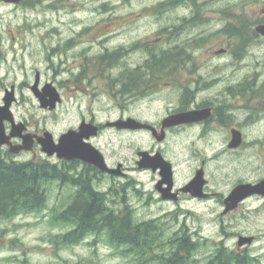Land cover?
I'll use <instances>...</instances> for the list:
<instances>
[{"label":"rangeland","instance_id":"1","mask_svg":"<svg viewBox=\"0 0 264 264\" xmlns=\"http://www.w3.org/2000/svg\"><path fill=\"white\" fill-rule=\"evenodd\" d=\"M170 1L27 0L10 5L0 0V97L4 87L15 85L13 112L18 119L36 117L32 128L47 129L58 138L77 128L82 118L104 123L123 116L159 125L180 110L185 91L191 95L189 103L216 106L223 87L225 91L233 84L264 86L263 41L255 39L244 48L240 39L217 33L226 20L232 27L244 23L250 27V21L264 19V0H177L172 7H158ZM213 7L224 13L215 14ZM174 48L184 53L179 64L171 65L181 71L176 76L157 75L154 89L140 94L143 85L135 86L139 79L133 74L127 79L125 73L148 69L152 53L170 54ZM220 49H227V54L215 56ZM36 71L55 82L60 93L62 103L55 113L40 111L28 88ZM133 89L141 91L132 94ZM218 99L222 106L232 101L224 92ZM236 110L241 112L236 118L243 119L245 111ZM202 129L194 125L175 131L162 145L148 133L103 132L95 145L109 166L122 164L128 176L101 177L94 186L106 195L110 211L126 207L136 223L154 222L158 258L168 255L174 239L182 235L197 244L187 264H208L220 245L237 250L235 234H241L254 237L248 247L251 264H264V204L254 201L234 215H222L235 170L231 158L219 152V129L213 125ZM248 132L251 139L261 138L264 126L253 124ZM158 147L172 162L178 186L187 184L204 160L211 199L187 200L179 206L158 203L152 175L134 171L136 151ZM46 189L42 210L0 220V264H162L155 257L145 260L112 247L105 234L90 235L74 246L62 243L61 236L70 227L53 219L71 204L76 190L58 182H50Z\"/></svg>","mask_w":264,"mask_h":264},{"label":"flooded vegetation","instance_id":"2","mask_svg":"<svg viewBox=\"0 0 264 264\" xmlns=\"http://www.w3.org/2000/svg\"><path fill=\"white\" fill-rule=\"evenodd\" d=\"M216 8V9H215ZM228 11L230 12L232 8L227 7ZM213 11H215L216 13H224L223 11L220 12V7H213L212 8ZM262 14H264V9L262 11ZM243 16V15H240ZM230 18V17H228ZM231 19V18H230ZM227 23H223L224 26L222 27V30L218 31L217 33L219 34H223L224 36H226L227 38H230L229 35L225 32V29H227L230 24L232 23V21L226 20ZM223 22V21H222ZM255 23V24H254ZM192 25V23H190ZM189 24V26H190ZM195 24V23H194ZM250 25H258V24H264V19L259 18L257 20L254 21H250L249 23ZM188 26V24H186ZM258 41L264 43V37H259L258 35L256 36V38ZM227 49H220L219 51L214 52L215 56H221V55H226L227 54ZM243 62V59H242ZM255 62H259L255 59ZM142 74H140L142 78H146V80L144 82H142L141 84L143 85V90L142 92H137L136 94H149L155 87L156 85V81L155 78L157 77V75H159L160 78L165 77V76H169V75H174L176 76L178 74V72H180V69H158V70H141ZM38 75L39 78L36 80L35 76ZM38 82V86H37V91H43L44 89L47 88V85H51L52 88H55V82H51L50 80H44L42 75L40 74V72L36 71L34 78H33V85L35 84V82ZM138 82V85H141ZM170 84V83H169ZM169 84H166V86H168ZM26 85V84H24ZM32 85V86H33ZM15 85H10L9 87H4L2 90V96L0 97V106H3L4 102H3V98H4V94H6V92L8 90L11 89V87H14ZM28 86V85H27ZM32 86H28V88L31 90ZM216 89V88H215ZM225 87H223L222 91H218L217 96V101L219 102L218 105L216 106H212L207 102H188V101H181L180 100V110H178L175 113H171L169 115L166 116L165 119L180 114V113H186L189 111H207L206 114L208 115V117L202 121L196 122V123H192V124H184V125H179V126H174V127H162V122L165 120L164 118L159 122V125L155 124H151L150 125L155 129L154 131V135L157 138L163 137V141L162 142H157L158 145H162L164 143V141H166L168 139V137L174 133L175 131H179L181 129H186L188 127L194 126V125H198L203 127V131L205 130V127L208 125H213V127L219 129L217 136L219 137L218 140L216 141V144L219 145L220 147V151L223 154L228 155L231 158V163L233 164V168H234V172L232 173V187L231 190H234L235 188H237L238 186L241 185H257L260 182H264V136L261 138H255V139H251V136H249V127L253 124H257V125H263L264 126V86L262 85H254L249 87L248 85H244V84H233L232 87H228L225 91H224ZM14 91H15V95L17 94L16 92V87H14ZM184 91V90H183ZM182 91V92H183ZM159 92V91H157ZM224 94H228L229 96H231L232 101H230L231 104H224L223 106L221 105V103L223 101H219L218 96L223 95ZM184 94H188L187 98H190L191 95H189V91H185ZM183 97V96H182ZM17 104V100L12 104V106L10 107L11 112L13 113V119L15 121V123L19 124L22 123L24 125V131L22 133V135H29L31 137V149L28 152H20L19 155H13L10 150H9V145L5 144L2 148H1V152L8 157L11 158H17V159H22L25 156L29 157V160H47V161H51L53 163H55L56 165L62 164L61 161L57 160L55 157L52 158H47L42 152H41V147L38 144L37 139L41 136L44 135L45 132L49 131L47 129H40L38 127L36 128H32V124H36L37 122L35 121V118H31V117H21V119H18V117L16 116V114L13 112V108L14 106ZM189 104V107L187 106ZM255 104V105H252ZM39 105V104H38ZM220 105V106H219ZM236 105V106H235ZM222 106V107H221ZM242 109V111H245L244 115L245 117L241 120L240 117H238L239 119H237L236 117L238 115H240L241 112L238 113V111L236 109ZM39 109L42 112H46V113H55L56 109L54 111H50L49 109H43L41 108V106L39 105ZM235 111H237V115L235 113ZM29 116V115H27ZM130 117H126L124 118L123 116H120V118L116 119V120H121V119H128ZM81 121H87L95 126H97L98 128V134L96 137H92L89 142L96 147L97 149H99L94 141H96L98 138L101 137V135L103 134V132L105 131H116V130H107L104 127V124H106V122L104 123H99L94 117L90 118V120H86L84 118H82ZM141 122V121H140ZM144 124H149L146 122H143ZM3 128L5 130V135L8 136L10 135V131H11V124L8 121L3 122ZM118 133H123L126 131H116ZM144 132H148V131H144ZM52 133V132H51ZM133 133H142V131H136ZM151 132H149L150 134ZM151 135V134H150ZM152 137V136H151ZM9 143L12 145H19L22 143V139L20 137H13L9 139ZM100 150V149H99ZM141 150H137L136 151V160H135V170L137 171V173H140V171L137 168V164L139 162V159L137 157L138 153ZM148 152L149 155L154 156L155 154H160L167 162L171 163V161H169L166 157V155L161 151V149L158 147V149L154 150V148H150L149 150H145ZM72 164H74V166L77 168V170L72 171V175H74V177H77L80 172L84 169L85 165L79 163V162H72ZM119 164H116V166H110V168H116L117 166H119ZM204 165H205V161L202 160L200 163V167L198 168L199 170H202L203 172V177L205 179V185L203 186V190H202V194L205 195L204 198H195L194 196H192L191 192H184L183 189L185 187V185L183 186H178L177 185V180H176V173L175 170L173 168V164H172V174H171V178H168V176L163 177V175L161 174V171L159 169H157L156 171L151 170H147V171H143L141 173H150L152 175V182H153V194L154 196L156 195V198L159 200L158 203H174L176 205L179 206V204L181 202H185L187 200H198V201H205V200H210L211 197L213 196L212 194H210L209 192H207V187H208V179L207 176L205 175V171H204ZM81 168V169H79ZM122 172H124L125 174H123V176L121 177H115V176H111L108 174H103L102 177H108L110 179H123V178H127V168H125L123 165L121 167ZM197 172V171H196ZM94 183H96V180L94 181ZM170 188V192L168 194H165L163 192L164 189ZM125 190L122 189V192H124ZM163 195H167V197H172V195L175 197V199L173 200H168V199H164ZM224 200V199H223ZM254 201H262V203L264 204V197L261 196H251L247 199H245L243 202H241L237 208L230 213L227 214H223L222 215H234L236 213H238L242 208H246V206L248 204H250L251 202ZM222 203H224L222 201ZM236 239L240 238V237H244L245 235H241V234H235ZM254 239V237H253ZM251 246V245H250ZM249 246H244V247H239L236 244V248L237 250H231L228 251L224 246L220 245L219 247H216V251L215 254L213 256V258L216 256V252L218 250H226L227 252H229V254H232L234 256H241V257H245V258H250L248 256V248ZM225 252V251H224ZM212 258V259H213Z\"/></svg>","mask_w":264,"mask_h":264},{"label":"trees","instance_id":"3","mask_svg":"<svg viewBox=\"0 0 264 264\" xmlns=\"http://www.w3.org/2000/svg\"><path fill=\"white\" fill-rule=\"evenodd\" d=\"M175 1L170 3L173 6ZM233 34L243 38L244 29H233ZM246 37V35H245ZM162 54H164L162 52ZM166 54V53H165ZM167 55V54H166ZM164 55V56H166ZM182 56V53L181 55ZM167 58V57H165ZM178 58H169L154 63L156 68H166ZM161 62V63H160ZM151 69H155L152 67ZM73 165L64 164L59 169L44 160L15 162L0 154V220H11L19 215L42 210L47 203L46 185L59 182L76 188V194L68 207L54 216V221L71 227L61 236V242L74 246L87 236L105 234L108 243L114 248H123L130 255L147 259L157 258L162 264H187L191 254L196 250V243L186 236L174 239L168 255H154L157 243V227L154 222L136 223L129 210L117 215L106 208L105 197L97 192L92 182L99 175L93 167H86L77 177L71 172ZM253 259L226 254L218 250L208 264H251Z\"/></svg>","mask_w":264,"mask_h":264},{"label":"water","instance_id":"4","mask_svg":"<svg viewBox=\"0 0 264 264\" xmlns=\"http://www.w3.org/2000/svg\"><path fill=\"white\" fill-rule=\"evenodd\" d=\"M5 3L17 4L23 0H2ZM256 31L264 36V26H258ZM37 82L32 87L33 94L36 98H38L41 107L49 110H53L57 103L60 102L59 94L57 91L50 86H47L48 89H44L43 92H39L36 90ZM50 88V90H49ZM11 92H7L6 97L4 99V106L0 107V146L7 143L8 139L11 137L21 136V133L24 130V126L22 124H15L12 119V114L9 112V108L12 103L15 101L13 90L11 88ZM207 117L203 112H189L186 114H178L162 122V127H171L178 124L183 123H192L199 121L203 118ZM9 121L11 123V133L10 137L4 136L3 129V121ZM107 128H115L117 130H141L146 129L154 132V129L147 125L141 124L133 119L127 120H117L114 122H109L105 125ZM98 133V128L92 124H88L86 122H82L78 131L69 130L65 134H62L56 144L53 140V136L46 132L44 136L37 139L39 145L41 146V151L45 153L47 156L56 155L59 159H64L67 161L70 160H79L84 163L90 164L96 168H98L101 172H105L112 175H121L122 172L120 170L121 166H118L117 169L111 170L107 167L103 155L99 150L94 148L91 144L85 142L89 140L91 137H95ZM23 139V146H11L10 150L12 153H19L21 150H29L31 148V137L30 136H21ZM158 140H162L163 137L157 138ZM138 156L141 160L138 162V169H152L156 171L159 169L163 177L168 176L171 178V165L163 160L160 154H156L155 156L150 157L147 152H140ZM205 184L203 179V172L201 170L197 171L195 178L183 189L184 192H191L192 196L197 198H204L202 188ZM163 192L168 194L170 192V188L164 189ZM252 195H260L264 197V182H261L257 185H241L235 188L230 195L225 199V213L234 210L237 205L244 200L245 198ZM164 199H175L172 197H167V195H163ZM252 242L251 238H240L238 241V246H243L245 244H250Z\"/></svg>","mask_w":264,"mask_h":264}]
</instances>
